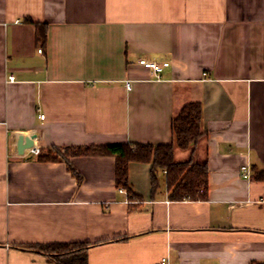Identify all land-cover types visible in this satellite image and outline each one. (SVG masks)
<instances>
[{
  "label": "crops",
  "instance_id": "crops-1",
  "mask_svg": "<svg viewBox=\"0 0 264 264\" xmlns=\"http://www.w3.org/2000/svg\"><path fill=\"white\" fill-rule=\"evenodd\" d=\"M190 101L203 134L173 158L206 163V199H171L165 170L153 191L151 162L128 164L130 195L115 155L72 153L172 143ZM29 133L63 157L18 154ZM263 167L264 0H0V264H55V242L89 244L87 264L264 261Z\"/></svg>",
  "mask_w": 264,
  "mask_h": 264
},
{
  "label": "trees",
  "instance_id": "trees-1",
  "mask_svg": "<svg viewBox=\"0 0 264 264\" xmlns=\"http://www.w3.org/2000/svg\"><path fill=\"white\" fill-rule=\"evenodd\" d=\"M36 39L43 41L46 26L35 23ZM172 143L155 146L144 143H110L99 146H87L72 150L74 154H98L102 152L115 155V185L125 187L130 195L128 183V164L130 162H151V188L154 191L159 184L158 172L165 170L164 180L168 196L174 200L206 199L208 192L206 163H196L191 159L175 161L173 147L184 149L193 145L203 134L201 125V105L198 101L184 104L171 120ZM43 160H57L63 155L53 148L37 154ZM254 180L264 181V167L253 170ZM134 196V195H133ZM132 196V197H133ZM89 244L79 242H55L44 244L47 259L55 264H87L86 249ZM251 264H264V261H252Z\"/></svg>",
  "mask_w": 264,
  "mask_h": 264
},
{
  "label": "built area",
  "instance_id": "built-area-1",
  "mask_svg": "<svg viewBox=\"0 0 264 264\" xmlns=\"http://www.w3.org/2000/svg\"><path fill=\"white\" fill-rule=\"evenodd\" d=\"M38 51H41V49H38ZM138 64L142 65L143 67L147 68L148 70L151 71V73L158 78L160 76V73L162 72V70L164 69V67L169 65V62L166 60H163L161 62L155 61V60H149L146 58H138L137 59ZM205 74V73H203ZM9 80H13L14 77L13 75H9L8 76ZM126 86L129 87L130 83L126 82ZM40 117H43V114H40ZM31 153V154H38L39 153V147L36 145H33L32 147L27 149V153ZM241 172L243 174V176L248 177L249 171H248V165L244 164L241 166ZM165 172V171H164ZM159 264H168L167 262V257L163 256L161 257Z\"/></svg>",
  "mask_w": 264,
  "mask_h": 264
},
{
  "label": "water",
  "instance_id": "water-1",
  "mask_svg": "<svg viewBox=\"0 0 264 264\" xmlns=\"http://www.w3.org/2000/svg\"><path fill=\"white\" fill-rule=\"evenodd\" d=\"M36 133L18 134L15 141V150L18 154H22L24 149L33 146Z\"/></svg>",
  "mask_w": 264,
  "mask_h": 264
},
{
  "label": "rangeland",
  "instance_id": "rangeland-1",
  "mask_svg": "<svg viewBox=\"0 0 264 264\" xmlns=\"http://www.w3.org/2000/svg\"><path fill=\"white\" fill-rule=\"evenodd\" d=\"M162 178L159 177V181L161 182Z\"/></svg>",
  "mask_w": 264,
  "mask_h": 264
}]
</instances>
